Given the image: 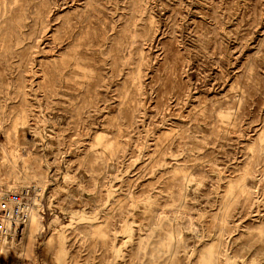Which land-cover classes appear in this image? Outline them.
Wrapping results in <instances>:
<instances>
[{"label": "rangeland", "instance_id": "rangeland-1", "mask_svg": "<svg viewBox=\"0 0 264 264\" xmlns=\"http://www.w3.org/2000/svg\"><path fill=\"white\" fill-rule=\"evenodd\" d=\"M26 187L0 264H264V0H0Z\"/></svg>", "mask_w": 264, "mask_h": 264}, {"label": "built area", "instance_id": "built-area-1", "mask_svg": "<svg viewBox=\"0 0 264 264\" xmlns=\"http://www.w3.org/2000/svg\"><path fill=\"white\" fill-rule=\"evenodd\" d=\"M33 190L26 187L22 191L5 195L0 200V234H24L31 216ZM20 237V238H21Z\"/></svg>", "mask_w": 264, "mask_h": 264}, {"label": "bare ground", "instance_id": "bare-ground-1", "mask_svg": "<svg viewBox=\"0 0 264 264\" xmlns=\"http://www.w3.org/2000/svg\"><path fill=\"white\" fill-rule=\"evenodd\" d=\"M33 211H34V206H33V203H32V207H31V216H30L29 222H30V220H31V218H32ZM29 222H28V224H27V227H28V225H29ZM19 239H20V242H21V240L23 239V236H22L21 238H19ZM3 240H6V238H4Z\"/></svg>", "mask_w": 264, "mask_h": 264}]
</instances>
